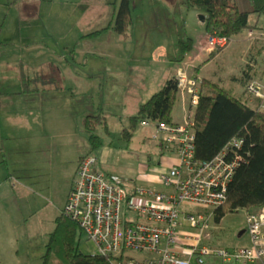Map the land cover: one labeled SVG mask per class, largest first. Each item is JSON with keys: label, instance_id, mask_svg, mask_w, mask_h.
Returning a JSON list of instances; mask_svg holds the SVG:
<instances>
[{"label": "rangeland", "instance_id": "obj_1", "mask_svg": "<svg viewBox=\"0 0 264 264\" xmlns=\"http://www.w3.org/2000/svg\"><path fill=\"white\" fill-rule=\"evenodd\" d=\"M78 1H60L64 12L50 13L47 20H43L44 14L38 16L45 27L29 33L36 35L34 44L23 41L25 31L0 34L4 39L0 43V133L18 132L0 138V264L43 263L77 159L90 148L83 123L87 112H106L109 120V131L98 127L102 138L94 150L98 168L122 175L127 188L132 184L158 188L157 177L169 170L177 151L174 144L165 147L153 137L155 123L137 122L132 138L124 137L123 127L130 126L129 117L138 112L140 103L163 88L182 66L180 70L200 72L217 82L223 77V85L235 83L236 94H243L245 86L234 75L253 79L264 75V36L248 41L244 30L208 58L211 51L205 46L208 36L203 34L202 11L188 7L185 0H131L136 21L128 37L113 27L92 30L114 23L121 0H110L97 15L85 11L84 3ZM241 7H246L242 1ZM250 21L258 22V33L264 31V15L251 13ZM189 37L195 40L194 48L181 59L180 43ZM199 39L201 55H206L200 56L203 59L193 69L191 59ZM246 43L251 50L244 51ZM49 78L53 85L41 86ZM58 83L65 89L54 88ZM184 104L179 92L175 119L186 115L189 107ZM10 167L15 169L8 178ZM221 223L227 227L219 229L211 244L234 247L250 243L245 209L227 213ZM78 238L84 251L99 249L85 230L78 232ZM148 253L132 251L136 256ZM204 258L205 264L224 263L218 255Z\"/></svg>", "mask_w": 264, "mask_h": 264}, {"label": "built area", "instance_id": "obj_2", "mask_svg": "<svg viewBox=\"0 0 264 264\" xmlns=\"http://www.w3.org/2000/svg\"><path fill=\"white\" fill-rule=\"evenodd\" d=\"M207 36L205 46L210 51L233 41L218 34ZM245 36L254 41L260 34L249 26ZM192 66L194 69L195 65ZM177 78L182 95L190 93L185 102L189 113L184 121L159 123L158 132L165 134L166 141L175 145L178 154L177 161L171 162L169 170L156 179L164 187L137 186L136 193L128 198L124 178L94 168L98 156L90 153L81 161L65 211L96 241L100 252L114 255L110 264H205L206 254L218 255L226 262L264 264V212L248 216L249 244L234 247L211 244L219 236V229L227 227L215 219L214 210L222 203L244 159L240 152L244 139L234 137L215 157L198 159L192 110L199 102L200 79L197 72L185 70ZM263 88L256 79L245 85L247 92L258 97L264 96ZM261 106L264 107V102ZM142 124L149 125L151 120L144 118ZM129 211L139 218L128 217ZM134 250L149 253L136 256L132 254Z\"/></svg>", "mask_w": 264, "mask_h": 264}, {"label": "trees", "instance_id": "obj_3", "mask_svg": "<svg viewBox=\"0 0 264 264\" xmlns=\"http://www.w3.org/2000/svg\"><path fill=\"white\" fill-rule=\"evenodd\" d=\"M250 2L251 7H241L239 0H185L188 7L198 8L205 14L204 31L207 34H218L229 38H234L249 26L253 28L259 26L257 21L255 23L250 21V14L255 13L258 17L264 15V0H250ZM132 9L131 0H121L119 6L115 8L114 23L110 22V25L105 28L94 31L102 32L113 27L122 36L128 37L130 27L135 22ZM194 43L193 37L181 41V59H184L185 54L194 48ZM220 50H211L209 58ZM177 75L170 77L163 88L154 92L150 98L140 104L137 113L130 115V126L126 125L122 130L124 137L130 140L137 122L142 124L144 118H149L151 124L155 123L157 129V135L153 137L162 146L172 145L166 141L164 133L158 132V127L161 121L176 122L173 110L179 96ZM240 78L244 86L252 79L241 76ZM200 81L199 102L192 111L195 156L203 160L211 159L220 153L232 138L244 139L240 149V152L244 154V159L238 165L222 203L214 210L215 219L221 221L227 213L241 209L247 211L248 219L250 214L264 212V107L261 106L264 96H259L257 104H253L250 102L252 96L246 89L243 94H236L233 89L207 76ZM59 85V83L54 84V88L59 89L62 86ZM83 123L88 133L87 140L90 148L77 159L76 171L68 194L78 179L81 161L88 154L95 153L94 150L102 143L98 127L104 126L107 131L110 130L107 113L103 111L88 112L83 117ZM172 147L176 149L175 145ZM98 161L99 158L94 163V168L100 170L97 166ZM124 186L126 187V183ZM137 186L145 185L132 184L131 189L126 187L128 198L136 193L135 187ZM127 216L135 218L137 215L134 213L129 216L127 213ZM82 230L83 227L79 222L65 211L64 205L62 212L55 218V226L50 232L42 264H110L115 258L114 255L105 254L99 250L86 252L81 248L78 232L81 233ZM223 264H238V262L224 261Z\"/></svg>", "mask_w": 264, "mask_h": 264}, {"label": "crops", "instance_id": "obj_4", "mask_svg": "<svg viewBox=\"0 0 264 264\" xmlns=\"http://www.w3.org/2000/svg\"><path fill=\"white\" fill-rule=\"evenodd\" d=\"M60 1H62V0H21V1L20 0H0V34L2 35V33H4V32L9 33V34L13 33V32H20V31L28 32V34L23 37V41L25 43H28L29 45H31V43L35 42L36 35H31L29 33L32 32V31H34V32L37 31V27L38 28L45 27L44 24H42V22L37 19V17L42 15V14H44L43 20L45 19V17H46V20H47V19H49L50 13H51V15H58L59 13L64 12L65 8H63L61 3H59ZM241 1L244 2L246 7H251L252 6V3L250 2V0H245V1L239 0L240 4H241ZM109 2H110V0H79L78 4L84 3V6L86 7L84 9L85 11H88V12L95 11L96 15H97V14L101 13L104 10L103 5L104 4L107 5V3H109ZM16 4H19L20 6L18 8H15ZM73 11H75V9H71V12H73ZM49 21L50 20H48V23H49ZM37 24L39 26H37ZM134 24H135V22H134ZM134 24H132L131 27ZM131 27H130V30H131ZM80 28H81V26H80ZM92 30H95V29H92ZM203 34L205 35V31L203 32ZM203 34H202V36H203ZM258 34H260V36L258 37V38H260V37H262L261 36L262 34L264 35V31H262L261 33H258ZM235 38H236V36L233 39H235ZM3 40L4 39H0V43ZM198 43H199L200 46L197 48V51L192 56V59H191L192 60V65L193 64L195 65L196 62L198 63V62H200V60L203 59L200 56L206 55V54H202L201 55L202 50L200 49V47L202 46V44H200V39H199ZM246 47H248L247 50H246ZM249 50H251V46H250L249 43H246L245 46H244V51H249ZM195 55H197V56H195ZM208 58H209V56H208ZM188 65H190V63L186 64L185 66L188 67ZM182 68H183V66L180 69H182ZM201 68H202V65L200 64V71H201ZM180 69L174 75H177L181 71H183V70H180ZM198 76H199V79L202 80V78L204 76H207V75L201 76L200 72H199ZM207 77H209V76H207ZM252 77H254L256 79L258 78L259 80H261L262 84L264 85V75L263 76H257V77L256 76H252ZM209 78H211V77H209ZM233 78L242 81V78H240V76H238V75H234ZM246 78H250V77H246ZM220 80L221 81H218L219 84H221L220 82H225V80H223V77H220ZM47 81H48V83L44 84V85H47V86L53 85L51 78L47 79ZM230 83L231 84L225 85V86H227V87H229V88H231L233 90L236 89L235 83H232V82H230ZM242 83H243V81H242ZM221 85H223V84H221ZM243 85H244V83H243ZM61 87L63 89H65L64 86H61ZM63 92H65V91L61 90V93H63ZM181 95H182V93H181ZM182 97H183V102L184 103L187 102V100H189V99H187L188 92L186 91L184 96L182 95ZM258 99H259V97H254V98L251 97L250 101L253 104H257ZM184 106H185V108L187 107L186 103L184 104ZM188 113H189V109H187V113H186V115H184L183 119H175L174 118L175 121H178V122L184 121V119L188 115ZM0 129H1V127H0ZM15 133H18V132H4V133H0V138H2V137L3 138L10 137V136H13V134H15ZM174 159H175L174 161H177L178 154L175 156ZM14 169H15V167L13 169H12V167H10V172H9L8 178L11 175H13V170ZM106 173H114V172H106ZM148 181H150V180H148ZM155 182L158 185L157 186L158 188H163L164 187L159 181L156 180ZM148 186H150V185H148ZM150 187H152V186H150ZM2 247H3V244L1 242V244H0L1 250H2Z\"/></svg>", "mask_w": 264, "mask_h": 264}, {"label": "water", "instance_id": "obj_5", "mask_svg": "<svg viewBox=\"0 0 264 264\" xmlns=\"http://www.w3.org/2000/svg\"><path fill=\"white\" fill-rule=\"evenodd\" d=\"M200 17H201L202 20H205V17H206V16H205V14L202 13V14L200 15ZM244 231H245L244 229L241 230V231H240V235L243 234Z\"/></svg>", "mask_w": 264, "mask_h": 264}]
</instances>
